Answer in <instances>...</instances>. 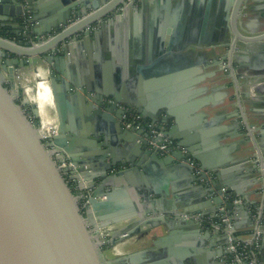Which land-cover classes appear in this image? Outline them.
Returning a JSON list of instances; mask_svg holds the SVG:
<instances>
[{
	"label": "water",
	"instance_id": "water-1",
	"mask_svg": "<svg viewBox=\"0 0 264 264\" xmlns=\"http://www.w3.org/2000/svg\"><path fill=\"white\" fill-rule=\"evenodd\" d=\"M231 2L224 0L221 27L226 32L230 30L233 40L224 43L229 48L237 41L255 43V48L250 49L264 52V32L254 38L238 34L236 20L242 0H233L229 13ZM123 3L124 0H52L49 4L42 0H0V264H114L116 261L105 259L104 247L110 250L118 244L127 245L134 237L147 236L159 228H164L167 235L152 242L156 249L137 253L131 259L143 256L139 264H205L204 254H218L207 253L205 248L212 224L201 213L197 214L201 222L186 219L183 214H193L196 207L205 209L199 205L207 203L212 215L209 219L214 223L235 208L245 211L242 204L224 205L220 189L233 188L236 174L251 172L242 166L245 162L251 161L255 172L264 176V160L258 153L241 159L201 156L194 145L197 137L177 130L180 122L171 110L151 108L121 94H109L98 81L91 84L66 72L62 59L71 53L72 47L81 45L79 41L93 36L87 30L81 39L74 38L92 22L86 18L88 11L99 10L93 16L95 19L111 16L102 27L113 25L127 10L114 13ZM27 11L34 15L33 21L43 20L46 35L64 29L38 45L19 46L5 39L7 35L20 34L21 15ZM77 18L82 20L76 22ZM14 25L18 30L10 31ZM9 55L21 59H10ZM236 63L241 69L246 68V63L232 61L230 57L231 69ZM38 66L46 70L57 120L55 133L46 138L39 134L36 106L22 89L17 94L21 104L14 93L13 81L18 70L28 67L33 71ZM242 72L235 70L236 75ZM3 77L8 78V84ZM232 97L237 100V96ZM108 99L111 103H106ZM119 104L127 113L140 117V130L125 128L121 114L115 111ZM28 105H32L36 122L22 109ZM243 127L251 142L255 143L254 136H259L258 142L264 141V123ZM152 131L160 134L157 140L152 138ZM163 139L171 145L160 150ZM252 150L257 152V146ZM65 160L73 165V174L80 165L89 167L91 173L77 178L82 196H86L85 206H80V198L58 168V163ZM160 171V177L184 179L194 199L180 204L182 209L174 200L165 211L164 195L157 188L154 175ZM120 193L126 195L124 209L129 214L119 221V227L109 229L110 208ZM152 195L158 198L153 200ZM204 198L207 200L203 201ZM90 216L95 221L93 230L88 225ZM221 225L217 231L222 232L219 247L224 254L227 234L222 228L224 224ZM177 230L179 234L185 231L179 239L174 237ZM232 231L235 233L234 226ZM218 264H229V260Z\"/></svg>",
	"mask_w": 264,
	"mask_h": 264
},
{
	"label": "crops",
	"instance_id": "crops-1",
	"mask_svg": "<svg viewBox=\"0 0 264 264\" xmlns=\"http://www.w3.org/2000/svg\"><path fill=\"white\" fill-rule=\"evenodd\" d=\"M42 1L48 4L52 2ZM231 1L229 13L234 7L233 0ZM241 5V12L236 20L238 34L244 38L263 34L264 0H242ZM126 8V12L113 25L104 27L101 24H106L111 16L102 20L95 19L93 16L99 10L88 11L86 18H91L92 22L74 38L81 39L87 30L93 36L79 41L81 45L72 47L71 53L62 59L66 72L91 84L98 81L109 94H121L137 103L148 104L151 108L171 110L180 122L177 130L197 137L194 145L201 156L214 159L234 156L241 159L248 154L255 156L258 153L264 160V141L258 142L259 136H254L256 141L251 142L243 127L249 123H264V52L252 51L255 43L237 41L231 48L224 43L225 40H233L230 30L226 32L221 27L224 0H124L123 5L114 13ZM27 14L31 20L30 34L32 33L36 45L64 29L62 27L59 32L52 30L51 35H46L43 20L33 21L34 15L28 11ZM75 20L80 22L82 19ZM12 30L17 31L18 28L14 25L10 31ZM9 37L4 38L19 46L25 45ZM9 56L10 59H21L15 55ZM230 57L232 61L246 63V68L241 69L236 63L231 69ZM239 69L244 72L236 75L235 70ZM22 71L18 70L17 73ZM3 78L5 84H8V78ZM14 93H17L16 87ZM232 96H237V100ZM124 110L127 109L120 104L115 109L117 114H122ZM256 146L257 152H254L252 148ZM242 166L251 172L236 174L233 177V188L229 190L235 198L241 200L245 211L235 208L228 213V218L235 228V235L248 239L255 225L254 215H261L258 260L260 264H264V176L262 178L255 172L251 161ZM87 173H91L89 167L80 165L74 174L76 182L79 183L77 178L86 176ZM160 173L161 171L154 175L157 178V188L164 195L162 205L165 211L174 200L177 207L182 209L180 204L194 199V196L189 195L191 188L184 179L176 176L164 178L160 177ZM125 197V193H120L115 198L110 208L111 217L108 218L111 223L109 229L119 227L122 224L119 221L128 216V210L124 209ZM157 198L158 196H151L153 200ZM199 206L206 208L196 207L193 214L201 213L206 216L205 219L212 217L207 203ZM255 209L256 212L253 213ZM88 225L94 229L95 221L92 216ZM204 227L205 224L202 232ZM217 230L219 229L211 226V238L206 240L205 248L207 253L210 251L218 254L213 257L204 254L207 256L205 264H218L228 260L226 247L223 249L224 254H221L219 241L222 240V232ZM178 232L177 230L174 237L179 239L185 231H180V234ZM166 235L167 231L159 228L147 236H136L127 245H115L108 251L105 259L116 261L114 264H139L144 259L143 256L131 257L145 250L156 249L152 242ZM160 247L165 251L163 245Z\"/></svg>",
	"mask_w": 264,
	"mask_h": 264
},
{
	"label": "built area",
	"instance_id": "built-area-1",
	"mask_svg": "<svg viewBox=\"0 0 264 264\" xmlns=\"http://www.w3.org/2000/svg\"><path fill=\"white\" fill-rule=\"evenodd\" d=\"M20 28L22 31V34L27 36V43L34 44L33 39L30 37V29H31V21L27 14V12H23L21 15V24ZM121 120L123 121V124L125 128H135L136 130L141 129L140 124V117L135 114L126 115L123 114L121 117ZM54 134V132L51 133V135H48L47 137H50ZM152 138L158 139L160 137V134L152 131ZM46 138V137H44ZM152 146H156L153 142L151 144ZM169 145H171V142L167 139H163V143L159 146L160 150H165ZM58 168L64 173V178L66 182L70 185L72 188V191L80 198V206H85L86 204V196H82L83 193L81 191V185L76 182L75 176L73 174L74 167L69 161H62L58 163ZM197 172H199V169L197 168ZM81 195V196H80ZM220 198L222 199L224 205L226 204H233L238 205L241 204V200L238 198H235L231 192H229L227 187H222L220 189ZM183 217L186 219H194V220H200L199 215L197 214H183ZM255 225L252 229V232L249 234L248 239H242L240 237H237L235 233L232 231V225L230 222V219L228 216L221 219L220 223H213L209 219H204L208 223H211L213 227L220 228L223 223L224 226L222 227L227 234V246H226V252L228 254V260L229 264H260L258 260V250L260 246V240H261V229H260V221H261V215L255 214Z\"/></svg>",
	"mask_w": 264,
	"mask_h": 264
},
{
	"label": "bare ground",
	"instance_id": "bare-ground-1",
	"mask_svg": "<svg viewBox=\"0 0 264 264\" xmlns=\"http://www.w3.org/2000/svg\"><path fill=\"white\" fill-rule=\"evenodd\" d=\"M31 77L34 85H26L22 91L30 103L37 108L38 119L40 122L39 134L40 136H45L48 130H50V132L52 130V132L55 133L57 120L55 114V116L50 115V111L55 113V108L46 70L38 66L32 71Z\"/></svg>",
	"mask_w": 264,
	"mask_h": 264
},
{
	"label": "rangeland",
	"instance_id": "rangeland-1",
	"mask_svg": "<svg viewBox=\"0 0 264 264\" xmlns=\"http://www.w3.org/2000/svg\"><path fill=\"white\" fill-rule=\"evenodd\" d=\"M23 71L20 72V74L17 73V75L14 77V86L16 87V94L20 93L21 92V89H23L26 85H30V86H33L34 85V82L32 80V77H31V73H32V70L29 69L28 67L22 69ZM55 113L51 112L50 111V115L53 116ZM55 116V115H54ZM39 121V119H37V122ZM38 128H40V123H38ZM52 133V130L50 132V130H48V132L46 133L45 136L43 137H46L48 135H51ZM108 248L107 247H104V250L102 251L103 252V255L106 257L108 255Z\"/></svg>",
	"mask_w": 264,
	"mask_h": 264
},
{
	"label": "flooded vegetation",
	"instance_id": "flooded-vegetation-1",
	"mask_svg": "<svg viewBox=\"0 0 264 264\" xmlns=\"http://www.w3.org/2000/svg\"><path fill=\"white\" fill-rule=\"evenodd\" d=\"M17 102L18 104H21L22 102V99H21V96L17 95ZM106 103H111V100H107ZM22 109L24 111V113L26 114V116H28V118H30V120L32 122H36L35 118H34V115H33V111H32V105H28V106H22ZM127 110H124L123 113L121 114V117L123 114H126V115H131L132 113H127L126 112ZM137 115V114H135ZM122 124H123V121H122ZM140 124L142 126V121L140 119ZM124 125V124H123Z\"/></svg>",
	"mask_w": 264,
	"mask_h": 264
},
{
	"label": "trees",
	"instance_id": "trees-1",
	"mask_svg": "<svg viewBox=\"0 0 264 264\" xmlns=\"http://www.w3.org/2000/svg\"><path fill=\"white\" fill-rule=\"evenodd\" d=\"M20 23H21V19H20ZM10 35H7L6 37H8ZM9 38H15L16 40L20 41V43H24L26 45H28L27 43V36H25L24 34H22V31H21V28H20V34L17 35V36H10ZM256 212V209L253 211V213ZM221 221L220 220H216L214 221V223H220Z\"/></svg>",
	"mask_w": 264,
	"mask_h": 264
}]
</instances>
